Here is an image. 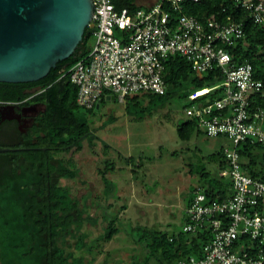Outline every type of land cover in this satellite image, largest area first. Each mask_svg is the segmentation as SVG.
<instances>
[{
	"label": "trees",
	"instance_id": "1",
	"mask_svg": "<svg viewBox=\"0 0 264 264\" xmlns=\"http://www.w3.org/2000/svg\"><path fill=\"white\" fill-rule=\"evenodd\" d=\"M112 1L116 10L135 8L133 0ZM183 11L201 22L212 18L223 22H242L244 37L224 48L235 64H252L254 76L262 81L263 86L252 95L249 111L264 110V26L254 23L235 0L187 2ZM92 31L90 25L86 26L72 54L57 61L45 77L32 82L0 81V85L39 89L35 99L45 102V110L35 120V141L31 145L47 148L46 151L31 149L11 152L23 156L22 161L26 163L0 167V264H83V253L101 252L102 244L110 241L122 229L116 215H105L103 231L87 243V232L83 227L87 221H91L90 216L86 208L71 195L70 189L60 183L61 179L74 178L78 170L72 157H66L65 153L81 150L84 141L92 151L96 139L88 114L98 107L85 111L76 106V86L69 82L66 74L77 60L89 52L88 42L93 36ZM115 34H119L117 29ZM162 78L165 83L163 94L138 92L125 95L123 101L126 112L141 116L173 97L188 99L186 110L194 102L189 99L192 91L211 87L220 82L222 76L216 69L198 73L184 56L175 53L164 62ZM219 95V90H212L202 95L199 101H212ZM24 96L21 93L20 98ZM145 98L148 99L146 105L143 104ZM176 132L178 138L184 141H189L194 133L205 134L193 116L178 123ZM238 151L243 172L264 180V145L244 141L238 144ZM207 160L216 164V170L206 171L204 165L197 162L189 164L190 172L199 175L200 188L207 200H223L230 186L228 178L217 175L219 169L227 168L223 148L210 153ZM97 171L104 184V196L116 195L114 184L106 177L108 165ZM195 188L184 196V223L186 208ZM182 227L166 232L155 226H131L127 233L139 245L141 254H134L127 264H175L177 260L188 256L200 258L202 245L209 240L207 230L189 233Z\"/></svg>",
	"mask_w": 264,
	"mask_h": 264
},
{
	"label": "built area",
	"instance_id": "2",
	"mask_svg": "<svg viewBox=\"0 0 264 264\" xmlns=\"http://www.w3.org/2000/svg\"><path fill=\"white\" fill-rule=\"evenodd\" d=\"M197 1L133 0L134 9L116 10L112 0H92L88 26L94 44L66 74L76 86V106L91 111L109 94L121 100L138 92L163 94V66L171 54L184 56L198 73L216 69L221 81L192 91L194 102L185 112L197 119L206 136L229 140L230 146L223 148L227 168L217 175L228 178L230 186L223 200H207L200 187L193 190L182 228L189 233L207 230L209 240L200 258L188 256L175 264H264V180L243 172L238 151L244 141L264 145V110L249 111L252 95L263 84L251 63L235 64L224 48L244 37L242 22H201L183 11L185 3ZM235 1L264 26V0ZM212 90H219V97L199 101Z\"/></svg>",
	"mask_w": 264,
	"mask_h": 264
},
{
	"label": "rangeland",
	"instance_id": "3",
	"mask_svg": "<svg viewBox=\"0 0 264 264\" xmlns=\"http://www.w3.org/2000/svg\"><path fill=\"white\" fill-rule=\"evenodd\" d=\"M94 41L92 36L90 49ZM147 102L145 98L143 104ZM188 104V99L173 97L139 116L127 113L124 101L115 95L114 99L104 97L88 114L96 135L94 148L91 151L84 141L81 150L65 153L78 170L74 178L61 179L60 183L70 189L90 216L91 221L83 227L87 243L103 231L105 215H116L122 229L102 244L101 252L83 253V264H127L134 254H141V248L127 233L136 224L166 232L181 229L184 196L201 184L199 175L190 172L191 165L199 162L212 172L216 164L207 156L230 146L224 137L203 133H194L189 141L179 139L176 128L188 118ZM105 165L109 167L106 177L117 190L116 195L108 197L103 194L104 184L97 171Z\"/></svg>",
	"mask_w": 264,
	"mask_h": 264
},
{
	"label": "water",
	"instance_id": "4",
	"mask_svg": "<svg viewBox=\"0 0 264 264\" xmlns=\"http://www.w3.org/2000/svg\"><path fill=\"white\" fill-rule=\"evenodd\" d=\"M92 12V0H0V81L45 77L72 54Z\"/></svg>",
	"mask_w": 264,
	"mask_h": 264
},
{
	"label": "flooded vegetation",
	"instance_id": "5",
	"mask_svg": "<svg viewBox=\"0 0 264 264\" xmlns=\"http://www.w3.org/2000/svg\"><path fill=\"white\" fill-rule=\"evenodd\" d=\"M20 92L25 95L22 99ZM38 93L37 87L0 85V167L23 163V156L11 152L46 151V147L31 145L35 141L33 125L45 110V102L35 99Z\"/></svg>",
	"mask_w": 264,
	"mask_h": 264
},
{
	"label": "crops",
	"instance_id": "6",
	"mask_svg": "<svg viewBox=\"0 0 264 264\" xmlns=\"http://www.w3.org/2000/svg\"><path fill=\"white\" fill-rule=\"evenodd\" d=\"M111 98V97H108V99Z\"/></svg>",
	"mask_w": 264,
	"mask_h": 264
}]
</instances>
